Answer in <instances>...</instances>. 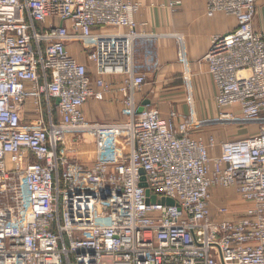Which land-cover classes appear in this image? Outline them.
I'll return each instance as SVG.
<instances>
[{"label":"built area","instance_id":"2783aa9c","mask_svg":"<svg viewBox=\"0 0 264 264\" xmlns=\"http://www.w3.org/2000/svg\"><path fill=\"white\" fill-rule=\"evenodd\" d=\"M204 3L235 21L202 58L215 88L206 119L181 35L186 113L137 114L133 43L156 38L136 33L138 3L0 0V264H264V2ZM69 44L85 46L93 74ZM109 76L122 79L125 121L89 122L83 106L104 101ZM228 126L258 131L203 134Z\"/></svg>","mask_w":264,"mask_h":264},{"label":"crops","instance_id":"0c3cea01","mask_svg":"<svg viewBox=\"0 0 264 264\" xmlns=\"http://www.w3.org/2000/svg\"><path fill=\"white\" fill-rule=\"evenodd\" d=\"M128 1L140 5L133 15L136 33L156 35V38H139L133 43L134 71L145 75V84L135 95L136 102L141 104L145 100H150V105L162 115H167L169 110L174 108L172 106H177L176 108L181 110L180 113H186L188 107L180 109L178 106L184 101L185 92L177 91L181 89L177 81L181 79L183 65L178 60L176 36L181 35L192 76L196 112L203 119L215 116L216 108L213 101L215 88L211 78L206 74V64L202 58L209 49L210 38L232 30L235 26L234 19L221 13L208 17L204 0ZM175 2H179V5L173 6ZM67 50L77 62L85 64L93 74L92 66L86 58L85 46L69 44ZM121 80L119 76L106 77L105 81L110 85L111 92L105 94L104 101H90L83 106L84 115L89 122L105 119L125 121V111L118 93ZM82 149L86 163L94 161V146L84 144Z\"/></svg>","mask_w":264,"mask_h":264},{"label":"rangeland","instance_id":"374dc122","mask_svg":"<svg viewBox=\"0 0 264 264\" xmlns=\"http://www.w3.org/2000/svg\"><path fill=\"white\" fill-rule=\"evenodd\" d=\"M264 0H261V4H263ZM179 84H180V87L181 89L180 90H177V91H181L183 90L185 92V97L183 95V98H184V101H182L178 106L181 108H186L187 107V104H186V99H187V89H186V86L183 82V79H182V76H181V79L177 81ZM174 107L173 109H170V111H175L177 113H180L181 110H178L176 107L177 106H172ZM168 112V113H169ZM214 113H215V108H214ZM213 113V114H214ZM168 115V114H167ZM167 115H162V116H167ZM98 117V116H97ZM105 120H108V119H105ZM97 121V122H94V123H108L109 121ZM111 120V119H110ZM91 122V121H90ZM117 122V121H115ZM246 131L247 133H253V132H257L258 131V127L256 126H248L246 129H238V128H234L232 126H228V127H223V128H215V127H209V128H206V130L203 132V134L205 136H213L216 141H223V140H229V139H234V138H239V137H243L245 136V134H243V132ZM245 132V133H246ZM5 163H6V169L7 170H12L13 169V165L10 161V156L7 155L6 158H5ZM217 194H222V195H227L229 196L235 207L237 208H242L243 206L239 203L237 197L235 195H233V193L231 191H227V190H220L219 192H217ZM218 207V201L215 199V198H212L211 200V209L212 211L214 212L216 210V208Z\"/></svg>","mask_w":264,"mask_h":264},{"label":"water","instance_id":"95a60500","mask_svg":"<svg viewBox=\"0 0 264 264\" xmlns=\"http://www.w3.org/2000/svg\"><path fill=\"white\" fill-rule=\"evenodd\" d=\"M57 102H58V100H57ZM146 105H150V100H145V101H143V102L140 104V106H139L138 109H137V114H140V113L142 112L143 107L146 106ZM168 203H171V202L168 201Z\"/></svg>","mask_w":264,"mask_h":264}]
</instances>
